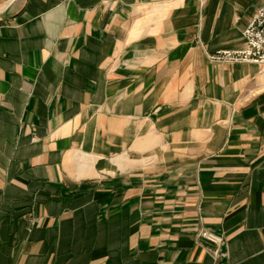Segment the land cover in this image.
Listing matches in <instances>:
<instances>
[{"label":"crops","instance_id":"1","mask_svg":"<svg viewBox=\"0 0 264 264\" xmlns=\"http://www.w3.org/2000/svg\"><path fill=\"white\" fill-rule=\"evenodd\" d=\"M263 3L0 0V264H264Z\"/></svg>","mask_w":264,"mask_h":264},{"label":"built area","instance_id":"2","mask_svg":"<svg viewBox=\"0 0 264 264\" xmlns=\"http://www.w3.org/2000/svg\"><path fill=\"white\" fill-rule=\"evenodd\" d=\"M243 37L246 44L243 50H222L208 54L209 61L218 64H255L264 72V3L244 31ZM202 236L213 243L221 241L219 237L208 232H203Z\"/></svg>","mask_w":264,"mask_h":264}]
</instances>
